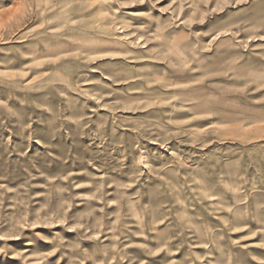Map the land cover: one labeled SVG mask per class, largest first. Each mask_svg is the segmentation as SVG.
<instances>
[{
  "label": "rangeland",
  "instance_id": "1",
  "mask_svg": "<svg viewBox=\"0 0 264 264\" xmlns=\"http://www.w3.org/2000/svg\"><path fill=\"white\" fill-rule=\"evenodd\" d=\"M0 264H264V0H0Z\"/></svg>",
  "mask_w": 264,
  "mask_h": 264
}]
</instances>
